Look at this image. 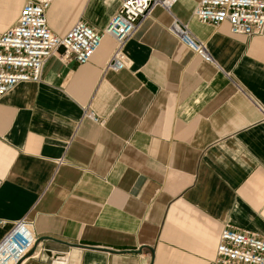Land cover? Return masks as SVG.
<instances>
[{
  "label": "crops",
  "instance_id": "crops-1",
  "mask_svg": "<svg viewBox=\"0 0 264 264\" xmlns=\"http://www.w3.org/2000/svg\"><path fill=\"white\" fill-rule=\"evenodd\" d=\"M26 0H0V33ZM158 7L107 71L105 36L85 65L49 58L39 83L0 96V240L25 217L22 264H213L225 227L264 238V35ZM120 0H53L52 32H102ZM205 43L207 63L171 31ZM93 114L98 121L92 120Z\"/></svg>",
  "mask_w": 264,
  "mask_h": 264
},
{
  "label": "built area",
  "instance_id": "built-area-1",
  "mask_svg": "<svg viewBox=\"0 0 264 264\" xmlns=\"http://www.w3.org/2000/svg\"><path fill=\"white\" fill-rule=\"evenodd\" d=\"M52 1L26 0L16 23L0 33V96L19 83H39L44 65L51 57L63 63L87 64L105 36L115 42L106 70L126 69L125 47L140 23L158 7L172 13L179 0H120L118 11L102 32L78 21L61 37L48 25L47 11ZM194 17L215 27L228 24L236 35H264V0H200ZM170 31L194 54L213 63L206 44L197 41L186 25L175 19ZM89 117L98 121L93 114ZM36 242L33 222L27 217L16 221L0 240V264H22ZM213 264H264V238L225 227Z\"/></svg>",
  "mask_w": 264,
  "mask_h": 264
},
{
  "label": "bare ground",
  "instance_id": "bare-ground-1",
  "mask_svg": "<svg viewBox=\"0 0 264 264\" xmlns=\"http://www.w3.org/2000/svg\"><path fill=\"white\" fill-rule=\"evenodd\" d=\"M57 264V263H56Z\"/></svg>",
  "mask_w": 264,
  "mask_h": 264
},
{
  "label": "water",
  "instance_id": "water-1",
  "mask_svg": "<svg viewBox=\"0 0 264 264\" xmlns=\"http://www.w3.org/2000/svg\"><path fill=\"white\" fill-rule=\"evenodd\" d=\"M32 254V253H31Z\"/></svg>",
  "mask_w": 264,
  "mask_h": 264
}]
</instances>
